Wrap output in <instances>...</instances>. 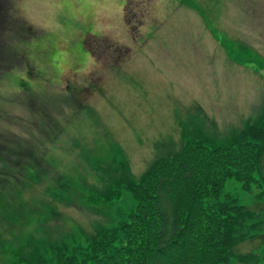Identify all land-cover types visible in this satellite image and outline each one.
I'll use <instances>...</instances> for the list:
<instances>
[{"label":"rangeland","instance_id":"1","mask_svg":"<svg viewBox=\"0 0 264 264\" xmlns=\"http://www.w3.org/2000/svg\"><path fill=\"white\" fill-rule=\"evenodd\" d=\"M4 1L36 32L21 41L11 30L13 49L0 57V131L43 142L42 123L62 127L44 146L36 172L45 176L25 186L30 206L49 213L30 235L39 226L52 238L79 227L92 233L121 220L117 207H87L82 186L104 192L123 176V157L139 178L156 158L157 142L178 148L184 135L224 142L264 111V0ZM61 180L74 185L65 190L71 200L44 193ZM224 194L242 203L247 197L235 180ZM120 204L127 212L136 205L128 197ZM23 237L0 220V264L10 262V244ZM258 245L244 242L237 251Z\"/></svg>","mask_w":264,"mask_h":264},{"label":"trees","instance_id":"2","mask_svg":"<svg viewBox=\"0 0 264 264\" xmlns=\"http://www.w3.org/2000/svg\"><path fill=\"white\" fill-rule=\"evenodd\" d=\"M126 20L131 28L127 10ZM11 30L20 33L21 41L36 32L0 0V57L10 54ZM42 130L48 135L43 142L35 134L0 131V166H10L0 170V220L24 235L10 244L8 264H264V111L224 142L187 135L178 148L172 140L157 142L156 158L139 178L121 158V179L113 178L104 192L82 186L80 198L99 211L117 207L122 219L113 217L114 223L100 224L92 233L79 227L54 238L40 226L37 234L27 233L49 213L30 206L25 186L45 176L36 172L44 162V146L59 137L62 127L46 122ZM230 180L247 195L244 203L224 194ZM73 186L61 180L44 193L65 202L71 200L65 190ZM127 197L136 203L131 212L120 208ZM248 241H258V248L238 252Z\"/></svg>","mask_w":264,"mask_h":264},{"label":"crops","instance_id":"3","mask_svg":"<svg viewBox=\"0 0 264 264\" xmlns=\"http://www.w3.org/2000/svg\"><path fill=\"white\" fill-rule=\"evenodd\" d=\"M127 2H128V0H124L123 1V3L126 5L127 4ZM125 9H126V7H125ZM125 22H126V20H125ZM125 25H127L126 23H125ZM127 27H128V25H127Z\"/></svg>","mask_w":264,"mask_h":264}]
</instances>
